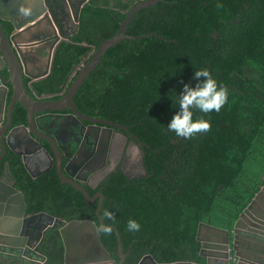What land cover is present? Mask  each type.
I'll return each instance as SVG.
<instances>
[{"label":"trees","instance_id":"16d2710c","mask_svg":"<svg viewBox=\"0 0 264 264\" xmlns=\"http://www.w3.org/2000/svg\"><path fill=\"white\" fill-rule=\"evenodd\" d=\"M129 2L85 5L79 32L61 43L51 75L36 85L38 93L60 91L91 47L118 32ZM127 34L137 38L108 49L74 99L82 113L126 127L144 151L147 175L116 177L103 191L100 215L105 208L115 215L113 227L127 254L123 264H138L147 254L159 263H205L200 223L232 231L264 185V0H160L134 15ZM198 68L209 69L227 87L228 101L219 112L193 109V119L210 121L209 130L177 137L166 127L178 110L173 92L178 96L185 83L195 86ZM16 113L24 121L21 106ZM34 198L44 202L39 192ZM97 208L98 202L90 206L83 197L67 199V221L98 225ZM63 211L52 214L64 217ZM130 218L140 222L138 232L127 230ZM100 235L119 262L115 230ZM40 249L45 264H64L58 226L47 230Z\"/></svg>","mask_w":264,"mask_h":264},{"label":"flooded vegetation","instance_id":"af4514ba","mask_svg":"<svg viewBox=\"0 0 264 264\" xmlns=\"http://www.w3.org/2000/svg\"><path fill=\"white\" fill-rule=\"evenodd\" d=\"M60 1L65 8L67 0ZM138 1L140 0H131L129 5L133 6ZM0 22L9 43L12 45L13 41H16L22 46L25 53L26 72L30 76H41L51 67L53 69V57L61 43L66 41L53 25L44 22L40 30H32L29 34L21 35L11 23L2 20ZM63 32L67 34V26L63 27ZM87 57H84L76 66L68 82L58 92L38 93L36 85L44 79L35 80L31 88L32 79L24 75L28 93L36 100L62 98ZM0 78L8 79V73L0 71ZM1 92L3 93V90ZM10 95L12 96L11 89L8 91V102L11 99ZM20 106L22 107L18 102L15 104L11 124H8L6 115L0 122V203L6 204L10 197L20 192L26 205L25 217L32 218L33 214L42 213L41 216L32 220L31 228H26V231H23L18 238L19 243L34 249L41 245L45 237V235L43 238L41 236L44 230L46 234L51 228L58 226L60 230L61 226L65 225V223L61 225L55 222L51 216L67 222V199L76 200L83 197L90 206L97 202L99 205L101 198L97 196L102 194L104 197L103 191L115 182L116 177L122 175L121 170L127 171L126 163L133 157L134 143L140 147L141 145L128 134L126 127L99 116L86 115L81 111H79L82 115L80 117L71 108L59 112L36 113L34 128H32L28 124L27 112L23 107L25 119L19 120L16 110ZM100 121L111 122L114 125ZM22 126H26L33 139L20 134L19 128ZM50 138L54 140L55 146L50 143ZM107 138H109L108 152L102 158V148ZM128 173L135 174L130 171ZM70 181L84 188L94 201L88 203L83 191ZM12 187L16 192L8 196L6 189ZM34 192L42 194L43 203H39L34 198ZM35 204L37 207L42 205L45 211H36ZM60 209L65 211V213L63 211L64 217L52 214L57 213L56 210L61 213ZM84 210L87 212V207ZM249 212L246 226L240 229L235 239L237 250L232 249L229 264H264V198ZM54 223L55 225L51 226ZM70 231L72 241L70 245L75 246L74 233L73 230ZM212 237L210 233L207 234V240Z\"/></svg>","mask_w":264,"mask_h":264},{"label":"water","instance_id":"95a60500","mask_svg":"<svg viewBox=\"0 0 264 264\" xmlns=\"http://www.w3.org/2000/svg\"><path fill=\"white\" fill-rule=\"evenodd\" d=\"M87 1L88 0H67L64 8L60 0H0V21L11 23L13 28L21 35L29 34L32 30H40L43 23L48 22L58 30L63 40L68 41L80 29L81 10L86 5ZM159 1L160 0H140L135 3L126 13L124 20L120 22L118 32L109 39H103L98 48L94 46L91 47L92 50L81 65L79 73L72 83L68 85L66 94L57 100H36L28 93L27 86L24 83V75L32 79L30 86L33 88L35 80L49 77L52 72V67L41 76H30L26 72L25 53L22 46L16 41H13L12 45L9 43L0 22V71H6L9 77L4 80L0 78V122L5 119L6 115L8 124H11L13 109L17 102L20 103L27 112L28 124L32 128H34L36 113L59 112L66 108H71L82 117L74 103V99L80 88L84 85L91 72L100 64L103 55L108 49L124 39L137 38L127 34L129 24L134 15L141 9L155 5ZM21 6L29 7L31 9L30 14L24 15L21 13L19 11ZM64 26H67V34L63 32ZM142 37L145 36L139 38ZM84 44L87 45V41H85ZM10 89L12 90V96L8 102V91ZM2 90L3 93L1 92ZM100 122L114 125L111 122ZM19 129H21L20 134L25 137L30 136V138L32 137L33 139V136L28 133L26 126H22ZM49 141L55 146V142L52 138H50ZM108 144L109 138L106 139L103 145L102 158L107 155ZM134 147L135 151L133 157L131 160L126 159L128 161L126 164L129 169H127V171L135 174H130L127 171L121 170V173L131 180L143 178L147 175L144 151L135 143ZM61 171L62 169L60 172ZM70 183L83 191L88 203L94 201V198H91L84 188L78 187L73 181H70ZM6 190L8 196L16 192L13 187L7 188ZM97 197L101 198L97 208V216L102 223L103 219L100 212L104 197L102 194ZM262 198H264V185L261 186L260 191L240 215L232 232L203 222L200 223L197 240L202 244L200 256L206 259L205 263L191 261L159 263L151 254H147L143 256L138 264H229V256L232 249L233 251L237 250V242L235 239L238 237L240 229L246 226L247 216L250 215L249 211L252 210ZM11 202L13 204H11ZM25 210L26 205L23 195L20 192L16 193L12 198L10 197L6 204L0 203V264H45L48 260V257L41 251L40 245L33 249L29 247V245L21 244L18 241L20 234L26 231V228H31L32 220L42 215V213H37L33 214L32 218H27L25 217ZM51 218L61 225L65 223V225H62L60 228L65 243L64 264H123L125 262L127 254L122 251V240L116 228L113 227L119 239V262L112 259L109 251L103 246L101 235L100 232L97 231L95 222L90 220H73L66 222L62 219H55L52 216ZM54 225L55 223L51 226ZM70 230H73L74 233L73 239L76 242L75 246L70 245L72 242ZM208 233L213 235V237L207 240ZM44 235L45 230L41 233L42 238ZM237 255H239V253ZM218 258L221 259L219 260Z\"/></svg>","mask_w":264,"mask_h":264},{"label":"clouds","instance_id":"9594fccd","mask_svg":"<svg viewBox=\"0 0 264 264\" xmlns=\"http://www.w3.org/2000/svg\"><path fill=\"white\" fill-rule=\"evenodd\" d=\"M19 11L24 15H29L31 9L21 6ZM197 78L195 86L183 84V90L177 94L175 92V106L178 109L168 121L166 127L177 137L191 138L197 133L206 132L210 128V121L205 119H193V109H198L202 113L219 112L228 101V89L223 84H219L212 73L207 68H198L194 73ZM202 78V79H201ZM173 100V97L170 96ZM104 222L99 223L98 232L110 233L115 224L113 211L105 208L102 211ZM126 228L129 232L139 231L141 224L134 218L128 219Z\"/></svg>","mask_w":264,"mask_h":264}]
</instances>
